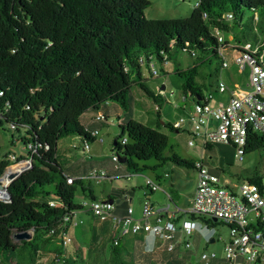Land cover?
I'll return each instance as SVG.
<instances>
[{
  "label": "trees",
  "instance_id": "16d2710c",
  "mask_svg": "<svg viewBox=\"0 0 264 264\" xmlns=\"http://www.w3.org/2000/svg\"><path fill=\"white\" fill-rule=\"evenodd\" d=\"M149 6V0H0V129L23 133V146L33 147L20 158L30 160V167L5 186L10 198L0 199V264L11 258H26L32 264L38 248L60 234L63 216L83 209L74 201L79 188L86 198L98 200L83 179L67 182L72 177L57 159L58 142L77 136L83 147L89 146L96 136L84 123L85 115L94 114V121L102 115L96 121L101 124L107 121L109 102L127 109L134 85L155 104L166 103L156 91L162 81L153 91L144 87L143 67L151 78L168 77L171 71L166 66L173 63L172 73L181 79L180 100L207 102V78L216 84L222 68L219 36L224 46L260 41L264 49V0H200L189 16L178 19H147ZM178 53L190 58L187 68L179 67ZM213 60L218 66L209 73ZM151 63L156 65V77L149 70ZM161 126L180 130L159 120L155 127L134 119L119 125L112 152L124 159L127 170H154L156 165L138 164L149 160L195 169L197 160L164 155L168 137ZM253 139L246 154L264 152V138ZM10 164L0 160V178ZM247 181L260 184L261 175L253 174ZM191 218L210 228L218 224L201 216ZM22 233L31 238L16 240L15 235ZM119 247L112 245L114 264H126Z\"/></svg>",
  "mask_w": 264,
  "mask_h": 264
},
{
  "label": "built area",
  "instance_id": "2783aa9c",
  "mask_svg": "<svg viewBox=\"0 0 264 264\" xmlns=\"http://www.w3.org/2000/svg\"><path fill=\"white\" fill-rule=\"evenodd\" d=\"M218 40L221 43V71H231L235 67L239 74L247 72L248 84L246 87L235 84L231 88L220 76L214 89L219 95L227 93V101L222 99L212 104L213 95L206 94L207 102L193 103L191 107L183 108V116L172 125L175 129L190 127L191 139L188 141V147H192L196 139L203 145L231 143L235 149V158L241 161L246 155V147L254 143L253 138L255 136L264 138V49L260 48L262 43L260 41L256 44L246 42L224 46L223 37L219 36ZM229 53L233 54L230 59L227 57ZM149 70L154 77L158 75L154 63L150 64ZM156 91L166 103L175 105L174 92L171 89L157 86ZM175 107L177 108L176 105ZM102 118L99 114L95 121H101ZM97 134L98 131L94 130L93 135ZM126 141L124 138L122 143ZM23 147L27 151L33 149L32 145ZM88 150V145L83 147V151ZM7 159L11 162L7 172L22 165L15 155L9 154ZM111 160L115 163L114 168L119 169L121 163L116 153L111 155ZM25 163L30 166V160H26ZM195 170L197 183L188 205L183 210L188 217L184 221L163 220L148 201L144 202L139 220L133 219V210L130 207H127L125 215H115L116 204L108 200L85 202L81 204L83 208L81 211L90 213L100 221L113 217L115 225L119 228L117 236L112 241L114 246L118 244L121 235L143 233L159 240L170 253L181 244L185 248L190 247L189 238L197 229V222L203 223L206 227L203 221H193L192 215L216 218L229 228V238L224 243L225 264H264V167L260 174V184L245 180L238 186V192L223 184L221 178L211 173L201 160L195 162ZM90 175L88 177L97 182L108 176L106 172L95 170ZM131 176L132 174H127L124 178L129 180ZM72 179L68 178L67 182L72 183ZM145 188L147 191L155 192L161 187L156 181L146 178ZM54 204L50 202L51 206ZM78 212L80 211L66 214L61 220L60 234L57 237L63 238L64 247L72 242L69 229L78 224L75 221ZM55 231L53 229L50 233L53 234ZM215 257L214 253L201 255L202 260Z\"/></svg>",
  "mask_w": 264,
  "mask_h": 264
},
{
  "label": "rangeland",
  "instance_id": "374dc122",
  "mask_svg": "<svg viewBox=\"0 0 264 264\" xmlns=\"http://www.w3.org/2000/svg\"><path fill=\"white\" fill-rule=\"evenodd\" d=\"M150 6L145 10V17L147 19H178L189 16L200 0H149ZM264 38V35H261ZM229 41L232 42V37H228ZM233 56L229 53L227 56L229 59ZM176 61L180 68L185 69L191 64L190 58L185 53H178ZM218 66V61L213 60L212 65L207 68L209 73L213 72V69ZM174 68L173 63L166 66L168 71H171L168 77L161 74V77L151 78L148 70L143 67L142 75L146 78L143 81L144 87L150 91H153L154 85L158 82H164L168 90L174 92L173 99L175 100L176 106H181L184 102L178 99L180 96V83L181 79L172 73ZM232 75H229L226 70L221 72L223 79L227 85L231 88L235 84L231 81V77L237 81V83L246 87L248 84L247 72L239 74L235 67L232 68ZM207 92H212L214 95L212 104L214 101L224 99L222 95H219L214 87L215 83L207 78ZM227 95V93H226ZM127 109L116 102H109L106 106L107 121L97 124L96 128L98 134L93 143H89V150L83 151V145L77 136L64 137L59 140L57 145V159L62 165L63 169L67 174L76 175L77 178L83 179L84 183L94 190V193L98 198L106 196V191L113 192L118 189L127 190L131 193L132 202L129 203L130 208L134 211V216L138 217L142 215V209L144 200L142 198V190H144L143 184L146 178H152L155 174H164L165 172L170 173V168L174 170L175 177L182 183L183 191L189 192L197 183V172L193 168H185L176 166L174 163L168 162H157L155 160H149L147 162H139V166L146 165L148 167L156 168L153 170L146 169L142 173H133L130 170L126 171L128 174H132L129 181L126 178H118L115 182L102 180L97 182L93 178H89L92 172H106L107 175L112 174L113 166L115 163L111 160L112 145L114 139L119 135V125L125 123L131 118L137 120L145 125L155 127L157 120L163 125L164 122H174L180 116L181 111L175 107L174 104H167L160 102L159 105L155 104L151 98L142 90L140 86L134 85L131 92L126 100ZM160 131L167 135L168 146L164 152L165 156L176 154L182 159L190 160L191 158H198L204 156L201 143L199 140H194V145L188 147V141L191 139L188 132L184 129L178 131H170L167 128L161 126ZM14 136L13 138L11 136ZM23 133H11L6 126L0 129V160L7 159L9 154L15 155L18 161L22 165L13 167L11 170L21 168L20 170L28 169L30 166L25 163L26 159H20L21 157L26 158L28 151L24 149L21 141ZM209 154V152H207ZM208 156V155H207ZM225 157L226 156H223ZM225 162L233 166V171H240V175L232 177L231 182L234 185H238L241 180H247L248 176L253 174H261L262 167H264V152L254 151L250 154H246L241 161L236 158H227ZM19 170V171H20ZM167 179V177H164ZM9 185V184H8ZM7 185V186H8ZM92 185V186H91ZM52 191V188L49 187ZM236 192L237 189H235ZM133 193V195H132ZM84 193L78 189L74 201L78 204L85 202L89 203L91 200L85 197ZM154 200L158 202L155 204V211L161 209V204H168V200L165 195L157 190L154 192ZM179 208H186L185 198L179 203ZM183 209V210H184ZM183 215H186L183 213ZM184 217V216H183ZM187 218H183L182 221ZM83 220V226H87L89 222L88 216L85 215L84 211H80L76 214V221ZM218 224L214 228H210L201 223L197 222V229L192 233L189 238L190 247L185 248L182 244L176 249V253L179 255L180 260L184 264H225L224 259V243L229 238V228L217 221ZM210 239H214V242H210ZM63 238H54L47 245L40 246L38 252L32 264H114L111 250H108L109 259L105 258L103 249H94V243L84 241L81 244L79 242L72 243L71 245L64 247ZM113 245V244H112ZM214 253L216 257L214 259L208 258L205 260L201 259L202 254L211 255ZM107 255V256H108ZM94 256V257H93ZM95 256H97L95 258ZM11 258V257H10ZM159 264H176L174 260L169 258L160 257ZM120 259H122L120 255ZM123 260V259H122ZM7 264V263H4ZM8 264H30L26 258H11V262ZM260 264V263H257Z\"/></svg>",
  "mask_w": 264,
  "mask_h": 264
},
{
  "label": "crops",
  "instance_id": "0c3cea01",
  "mask_svg": "<svg viewBox=\"0 0 264 264\" xmlns=\"http://www.w3.org/2000/svg\"><path fill=\"white\" fill-rule=\"evenodd\" d=\"M221 72L222 71L219 72V77L220 76L222 77ZM227 72L229 75H232V71H227ZM231 81L234 84H238L237 81L234 80V78L232 77H231ZM164 87L166 88V85L164 82H162L161 88ZM206 94H212V92H207ZM222 96L225 97L223 100L227 101L228 95L224 94ZM179 98L180 96L178 97V99ZM191 105L192 103L190 104L189 102H184L181 106L179 107L177 106V108L181 111L183 116L184 111L181 110L180 108L182 109L185 107L189 108L191 107ZM83 120L84 123H86L92 130L97 129L96 125L99 123L94 121V114L92 113L86 114ZM181 129L186 130L190 134L189 126H185ZM201 147L202 150L204 151V156L200 155V157L191 158L190 160L202 159L204 161V165L208 168V170L211 173L218 175L221 178L223 184L227 185L233 191H235V189L238 190V186L244 180H241V182L238 183V185H234L232 184L231 179L232 177H234V175L237 176L240 175L241 173L239 170L234 172L233 166L229 165L228 162H225L227 158L228 159L235 158L234 147L230 144H218V145H212L211 149H207L205 148V145H203L202 143H201ZM207 152H209V154H207ZM222 155L226 156V158L222 157ZM114 166L112 169L113 170L112 174L108 175L107 178L105 179L112 181V183L115 182L116 179L124 178V175L128 174L125 166H123L122 164L117 170L114 168ZM68 175L72 178L78 177L76 175H70V174ZM164 177H167V179H164ZM250 177L251 176H248L246 179ZM149 179H152L153 181H156L159 184V186L161 187L159 191L165 195L166 199L169 202L166 205L161 204L160 206L161 209L156 210L158 215L163 220H170V221H174V220L181 221L185 217L188 218L187 215H183L184 208L183 209L179 208V203L182 201L183 198H185L186 206L188 205V200L194 193L196 185L189 192L186 191L182 195V191H183L182 183L180 182V180H178L175 177V172L174 170H172V168H170V173L165 172L164 174H155L152 178ZM129 180L127 179V181ZM143 187H144V190H142V198L144 200L143 202L148 201L152 205V207L155 208V204H157L158 202H156V200L153 199L154 192H150L146 190L145 181ZM92 191L94 193L93 189ZM94 195L98 200H102V201L108 200V197L110 196L115 197L117 200H109V201L111 202L113 201L116 204L114 214L117 216L125 215L127 207H130L129 203L132 202V197H130L131 193L123 189H118L115 192H113V189L111 191H106V196L102 198H98V196L95 193ZM85 215L88 216L89 218V222L87 226L84 227L83 220H80V222H78L76 226L70 227L69 229V235L71 237L72 243L79 242L81 244L84 241H89V243H94L93 250L103 249L104 254L102 255L105 258H108L109 257L108 250L112 249V241L117 236L119 228L115 225L113 217L105 221H100L97 217L91 215L90 213L89 214L85 213ZM132 217L134 220L141 219L140 215L138 217L134 216V211ZM118 240H119L118 243L120 245L119 252L123 259L122 261H124L126 264H159L161 259L160 257L163 258L170 257L171 260H174V263L184 264L180 260L178 254L173 252L170 253L166 251V249L161 245L159 240L155 239L152 236L145 235L143 233L136 235L128 233L125 235H121ZM176 250L177 249H175L174 252H176ZM96 257L97 256H95V258Z\"/></svg>",
  "mask_w": 264,
  "mask_h": 264
},
{
  "label": "water",
  "instance_id": "95a60500",
  "mask_svg": "<svg viewBox=\"0 0 264 264\" xmlns=\"http://www.w3.org/2000/svg\"><path fill=\"white\" fill-rule=\"evenodd\" d=\"M120 161V163L121 164H123L124 163V159H120L119 160ZM8 168V167H7ZM7 170V169H6ZM5 170V172H4V174H3V176L5 175V174H7L8 172ZM25 170H27V169H24V170H20V171H18L17 173H15V174H13V173H10V174H8L9 175V177H10V183L13 181V180H15L22 172H24ZM9 183V184H10ZM10 198V195H9V193H8V190H7V187L4 189V195L3 196H0V199H2V200H8ZM213 220L214 221H217V219L216 218H213ZM31 238V236H30V234L29 233H22V234H16L15 235V239L16 240H29ZM210 242H214V239H210Z\"/></svg>",
  "mask_w": 264,
  "mask_h": 264
},
{
  "label": "bare ground",
  "instance_id": "6f19581e",
  "mask_svg": "<svg viewBox=\"0 0 264 264\" xmlns=\"http://www.w3.org/2000/svg\"><path fill=\"white\" fill-rule=\"evenodd\" d=\"M21 168H18L16 170H14L15 172H12V170H10L7 174H5L3 177L0 178V196L4 195V189L6 188L5 186H7L10 183V177L8 174L10 173H17Z\"/></svg>",
  "mask_w": 264,
  "mask_h": 264
}]
</instances>
